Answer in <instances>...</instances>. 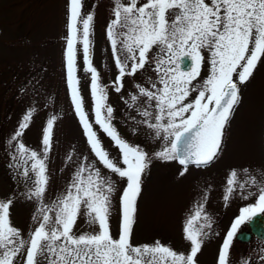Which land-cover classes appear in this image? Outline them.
I'll use <instances>...</instances> for the list:
<instances>
[{"label":"snow or ice","instance_id":"obj_1","mask_svg":"<svg viewBox=\"0 0 264 264\" xmlns=\"http://www.w3.org/2000/svg\"><path fill=\"white\" fill-rule=\"evenodd\" d=\"M82 9L83 0H67L66 80L96 161L126 181L119 197V234L113 236L110 224L116 184L102 174L95 161L87 162V157L75 169L66 190L45 203L47 160L57 116L47 118L38 152L21 139L33 120L36 109L32 107L22 115L7 143L14 147L10 167L17 176L31 181L26 197L38 202L33 215L37 226L25 240L10 219L13 200L0 199V264H17L18 256L22 264H199L198 254L212 228L205 211L207 191L185 221L184 239L190 244L186 252L159 239L133 244L143 175L153 159L178 161L183 166L179 175L184 176L189 166L205 167L222 153L226 129L242 101L241 88L264 62V0H114L106 32L117 69L115 91L124 87L125 77L135 76L146 66L151 65L155 73V80L149 78L150 86L137 84V94H129L125 101L141 117L130 119L146 126L153 139L163 141L152 154L125 139L112 123L114 109L108 103L107 85L100 83L90 58L94 14L85 15ZM78 43L85 71L91 74L94 122L119 149L118 160L104 148L85 111L76 76ZM205 64L208 74L201 80ZM141 97L145 98L143 106L136 107ZM71 158L69 154L67 159ZM237 190L241 199L254 198V202L242 206L233 219L216 264H231V247L241 226L264 214V167L230 169L225 206ZM82 214L98 230L77 234L75 227ZM260 252L264 264V248ZM240 264L251 261L242 258Z\"/></svg>","mask_w":264,"mask_h":264},{"label":"rangeland","instance_id":"obj_2","mask_svg":"<svg viewBox=\"0 0 264 264\" xmlns=\"http://www.w3.org/2000/svg\"><path fill=\"white\" fill-rule=\"evenodd\" d=\"M113 2L83 0V13L94 14L90 58L100 83L107 85L108 103L114 109L112 123L125 139L152 154L160 150L163 141L153 139L146 126L136 125L130 119L141 117L135 107L129 108L125 101L129 94H137V84L150 86L149 78L155 80V73L151 65L146 66L135 76L125 77L124 87L120 92L115 91L113 82L117 69L106 32L113 18ZM66 24L67 0H0V199L13 200L10 219L25 240L37 226L33 215L38 202L26 197L31 181L17 176L10 167V153L14 147L7 141L22 115L32 107L36 109L33 120L21 139L27 147L38 152L42 148V128L47 118L57 116L47 160L49 179L45 203H51L66 190L75 169L87 157V162L95 161L102 174L110 176L116 184L110 224L113 236L119 234V197L126 181L96 161L75 113L66 80ZM77 48L81 49L79 43ZM207 74L205 64L200 79ZM76 76L93 128L110 156L118 160L119 149L94 122L91 74L85 71L82 49L77 54ZM241 96L242 101L225 132L223 151L214 162L205 167L189 166L185 175L180 176L183 166L177 161L152 160L143 175L142 191L137 200L133 244L159 239L177 251L186 252L190 244L184 239L185 221L207 191L205 211L212 219V228L198 254V261L199 264H216L218 249L233 219L242 206L254 202V198L241 199L237 190L225 206L223 195L228 173L232 168L264 167V62L258 64L252 79L241 88ZM144 99L141 97L136 107L143 106ZM69 154L71 160L67 159ZM240 179H244L242 173ZM92 230H98V226L88 225L82 214L75 231L79 234ZM17 264H22L19 256Z\"/></svg>","mask_w":264,"mask_h":264},{"label":"flooded vegetation","instance_id":"obj_3","mask_svg":"<svg viewBox=\"0 0 264 264\" xmlns=\"http://www.w3.org/2000/svg\"><path fill=\"white\" fill-rule=\"evenodd\" d=\"M262 248H264V214L257 215L251 222L241 226L231 247V264H240L242 258L249 259L251 264H261L259 256Z\"/></svg>","mask_w":264,"mask_h":264}]
</instances>
